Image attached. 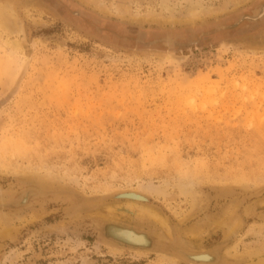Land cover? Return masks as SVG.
<instances>
[{"label": "rangeland", "instance_id": "rangeland-1", "mask_svg": "<svg viewBox=\"0 0 264 264\" xmlns=\"http://www.w3.org/2000/svg\"><path fill=\"white\" fill-rule=\"evenodd\" d=\"M222 2L0 0V203L66 189L0 210V264H187L114 247L106 220L195 264H264V0L181 17Z\"/></svg>", "mask_w": 264, "mask_h": 264}, {"label": "bare ground", "instance_id": "bare-ground-1", "mask_svg": "<svg viewBox=\"0 0 264 264\" xmlns=\"http://www.w3.org/2000/svg\"><path fill=\"white\" fill-rule=\"evenodd\" d=\"M241 1H244V0H223V2L220 4V6L217 8V7H211V6H203L202 4H199V3H196V4H192V5H190V6H188L187 7V9H186V12L184 13V14H182V16L181 17H183V19L184 20H187V21H192V20H195V19H198L201 15L203 16V15H206V14H211V13H213V12H215V11H217L218 9H224L228 4H233V5H236V4H238V3H240ZM8 7V6H7ZM5 9V8H4ZM166 9H167V6H166ZM9 10V9H8ZM11 12V11H10ZM173 12V11H172ZM9 13V12H8ZM149 14H147L148 16L147 17H144V18H148V19H151V20H158V18L160 19L161 17H159L160 15L159 14H157L156 12H148ZM170 15H168V19H177L178 17H176L173 13L171 14V13H169ZM8 19V18H7ZM182 19V18H181ZM13 22V21H12ZM2 24V23H1ZM3 25L5 26H2V27H4V28H7L8 29V32H21L22 31V27L21 26H19V25H16V24H11V23H8V21L5 23H3ZM4 99V98H3ZM45 179V178H44ZM39 181V180H38ZM40 183H46V184H53V182H51V181H39ZM23 187L25 186V185H22ZM22 186H20V187H18V188H16L15 190H14V192H13V194H11V195H14L15 193H17V191L18 190H20L21 189V187ZM57 190H58V194L59 195H61V196H63V193H65V192H63V190H66V189H64V188H62L61 187V189L60 188H57ZM71 190V189H70ZM264 190V187L262 188V189H260L257 193H255V194H258V193H261L262 191ZM58 194L57 193H53V194H51V193H47V194H44L42 197L41 196H38V197H36L34 200H32L31 202H33V201H36V202H38V201H43V200H46V198H48V199H50V198H54V197H56V195L58 196ZM125 195H127V193L125 194ZM19 196H20V194H19ZM129 195H127V197H128ZM50 197V198H49ZM23 198H25L24 196H22V198H20L19 199V201L18 202H20L18 205H21V206H17L13 201H11V199H7V200H5V201H2V203H0V206H2V207H15V208H12V210L11 211H18L21 207H23V206H26V205H28L29 203H31V202H29V201H23L24 199ZM24 202V203H23ZM142 209H145V210H147V211H149V209L148 208H143L142 207ZM1 210V209H0ZM152 216H151V219L153 218L156 222H159L161 225H163L164 227H165V229H167V230H169L168 229V226H167V224H165V222L161 219V217H159L156 213H154L153 211H150L149 212ZM145 215H147V214H145ZM148 216V215H147ZM150 219V218H149ZM99 225H101V224H99ZM162 226V227H163ZM115 228H118V229H120V230H126V231H129V232H131V231H133V232H135V233H141V231H143V232H149L150 233V237L152 238H150L148 235H147V241H145V242H141V243H138V242H132L131 240H128V239H124L123 237H121V236H118V234L117 233H115ZM100 229L101 230H104V232H105V234H106V236L109 238V239H111V240H113V242L114 243H119L120 245H126V246H128V247H135L136 249H143V248H148V247H153V246H155V245H164L165 247H167L168 249H170V254L171 255H173L175 258H177L179 261H181V262H186L187 264H195L194 262H192V261H188V259L186 258V256L182 253L183 252V250H178V251H176L175 250V247L176 246H178L179 244H178V239H174L173 241H163L162 239H160V238H158V237H156V236H154V234L152 233V231L150 230V229H144V228H141V227H134V226H130V225H126V224H122V223H120V222H117V221H111V220H106V221H104V224L103 225H101V227H100ZM123 230V231H124ZM203 233V232H202ZM195 234H197L198 235V233H195ZM132 236V235H131ZM178 241V242H177ZM185 245H187L188 247H190V248H195L192 244H187L186 242H184V241H182ZM161 243H163V244H161ZM114 246V245H113ZM179 246H181V245H179ZM182 246H184V245H182ZM218 246H220V245H213V246H211V247H208L207 249H204V251H207V252H209V251H211V250H213L215 247H218ZM114 247H116V248H121V247H117V246H114ZM189 248V249H190ZM196 250V249H195ZM223 254V253H222ZM231 254V253H230ZM230 254H229V251L227 250V251H225L224 252V255L226 256V258L227 257H230ZM207 256V258H209V256L208 255H206ZM200 259H202V258H200ZM183 260V261H182ZM224 260H226V259H224ZM202 261V260H201ZM201 261H199V263H201ZM207 262V261H206ZM226 262H232L231 260L229 261V260H226ZM205 263V262H204ZM223 263V262H222ZM232 263H234V261L232 262ZM197 264V263H196ZM216 264V263H215ZM220 264V263H219Z\"/></svg>", "mask_w": 264, "mask_h": 264}, {"label": "water", "instance_id": "water-1", "mask_svg": "<svg viewBox=\"0 0 264 264\" xmlns=\"http://www.w3.org/2000/svg\"><path fill=\"white\" fill-rule=\"evenodd\" d=\"M13 92H14V90L9 94V95H7L4 99H2V100H0V107L1 106H3L9 99H10V97L12 96V94H13ZM263 192H264V190H263ZM80 194V193H79ZM128 194H130V196H128L127 197V195H125V194H119V195H116V197L115 198H127V199H134V200H140L141 199V197L139 196V195H137L136 193H133V192H130V193H128ZM134 194H136L137 195V197H133L132 195H134ZM136 195H134V196H136ZM50 198V197H49ZM46 199H48V198H46ZM34 202V201H33ZM32 203V202H31ZM30 204V203H29ZM27 206V205H26ZM23 207H25V206H23ZM12 208H15V207H2V206H0V209L1 210H9V211H11L12 210ZM22 208V207H21ZM20 208V209H21ZM11 209V210H10ZM104 224V222H102L101 223V225H103ZM101 225H99L97 228H98V232H99V234H101V236L104 238V240L106 241V242H108L109 244H112V245H114V246H117V247H121V248H124V249H130V250H144V251H150V250H153V249H162V250H165V251H167V252H171L170 251V249H168L167 247H165L164 245H155V246H153V247H148V248H143V249H136L135 247H128V246H126V245H120L119 243L117 244V243H114L113 242V240H111V239H109L107 236H106V234H105V232H104V230H101L100 229V227H101ZM161 244H163V243H161ZM183 261V260H182ZM186 263V262H185Z\"/></svg>", "mask_w": 264, "mask_h": 264}, {"label": "flooded vegetation", "instance_id": "flooded-vegetation-1", "mask_svg": "<svg viewBox=\"0 0 264 264\" xmlns=\"http://www.w3.org/2000/svg\"><path fill=\"white\" fill-rule=\"evenodd\" d=\"M261 7H264V5H262ZM261 7H260V8H261ZM260 8H259V9H260ZM257 11H258V10H257ZM257 11H256V14H257ZM263 15H264V13H263L261 16L254 15V16H252V17H248V20H249V21L257 20V19L262 18Z\"/></svg>", "mask_w": 264, "mask_h": 264}]
</instances>
